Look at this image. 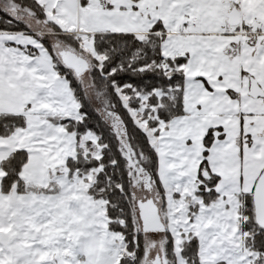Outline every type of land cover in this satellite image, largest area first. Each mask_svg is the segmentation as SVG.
<instances>
[{"label": "rangeland", "instance_id": "1", "mask_svg": "<svg viewBox=\"0 0 264 264\" xmlns=\"http://www.w3.org/2000/svg\"><path fill=\"white\" fill-rule=\"evenodd\" d=\"M37 1L43 6L45 20L57 24L63 32L77 36L69 27L76 23L81 10L77 0ZM94 1H90V4ZM0 8L21 21L24 28L35 31L34 39L37 40V33L46 37L60 63L61 51L74 52L88 61L90 69L89 55H95L92 35L79 36L81 51L62 39L59 33H54L49 24L37 20L28 8L16 5L11 0H0ZM174 16L178 20L176 29L180 30L185 18L178 14ZM180 38L179 35L167 34L162 44V54L171 56L175 50H180ZM12 45L26 53L32 46L22 41ZM89 69L80 74L78 79L91 104L103 108L104 114L100 111V115L110 134L123 148V145L127 146L128 140L125 139L121 123L110 111L105 112L106 108H110L107 95L93 88ZM120 96L127 104V96ZM56 102L58 104V98L54 97L48 113H33L31 107L24 106L20 113L25 115V127L0 138V161L18 149L26 150L28 155L19 174L26 187L25 192H18L14 197L0 192V264H116L124 248L122 237L107 230L103 202L87 194L97 169L83 176L77 173L68 176L66 160L75 157L77 152L75 134L48 119L59 115L80 120L81 115L78 109L72 111L69 104H66L69 110L64 111L65 107H58ZM44 104L45 100H41L40 105L45 107ZM143 107L129 111L154 144V130L140 119ZM243 137L241 135V142ZM96 140L90 132L82 136L79 144L82 152L98 157L100 146ZM191 140L193 149L200 146L196 136H191ZM128 147L132 149V145ZM129 156L130 160L141 158L138 154L130 153ZM261 157L251 163L249 174L243 171L244 179L258 176L264 169L258 164L259 160L264 161V151ZM127 165L136 213L137 201L152 199L158 206L165 226L163 231L143 232L144 264H153L154 261L158 264H189L182 249L192 236H196L199 241L198 258L202 263L264 264V253L245 246L246 233L242 228L244 217L239 213L237 193H219L217 199L206 205L194 194L202 183L201 179L168 184L160 191L141 160L137 164ZM27 186H39L41 190L29 189ZM251 187L252 183L243 186L240 192L250 193Z\"/></svg>", "mask_w": 264, "mask_h": 264}, {"label": "crops", "instance_id": "2", "mask_svg": "<svg viewBox=\"0 0 264 264\" xmlns=\"http://www.w3.org/2000/svg\"><path fill=\"white\" fill-rule=\"evenodd\" d=\"M90 1L77 0L78 20L69 26L77 36L106 31L144 35L157 20L165 28V37L181 36V49L171 56H186L184 113L161 126L154 140L161 183L198 180L203 137L215 128L207 167L219 176L216 191L237 193L251 184V176L244 179L243 171L249 174V166L262 159L264 151V0ZM230 6L245 15L246 24L258 23L257 31L228 27L222 12ZM176 14L191 15L198 28L189 30L185 19L183 28L177 30ZM35 33L0 31V113H20L24 106L33 113H48L54 97L64 111L69 110L66 104L72 111L78 109L67 81L57 74L50 53L34 39ZM21 41L34 46L37 53L28 54L12 45ZM252 81L263 96L250 97ZM41 100L48 108L40 105ZM32 104L38 106L32 108ZM241 135L246 137L243 143ZM191 136L200 144L196 149L190 144ZM258 164L262 168L264 161Z\"/></svg>", "mask_w": 264, "mask_h": 264}, {"label": "trees", "instance_id": "3", "mask_svg": "<svg viewBox=\"0 0 264 264\" xmlns=\"http://www.w3.org/2000/svg\"><path fill=\"white\" fill-rule=\"evenodd\" d=\"M11 2L28 8L37 20L49 24L54 33H59L62 39L81 50L79 36L73 37L71 33L63 32L57 24L45 20L43 6L37 0ZM9 30L29 29L24 28L21 21L0 8V31ZM164 32L163 24L157 20L144 35L106 31L95 33L91 37L95 55L86 54L91 56L89 58L91 67L88 68L90 81L95 90L103 91L107 95L110 108H106L105 112L110 111L121 123L125 139L128 140L127 146L123 145V148L106 127L100 115L103 108L91 104L78 76L58 61L46 37L40 33L36 34L37 41L50 53L57 74L67 81L81 115L80 120L59 115L50 118L54 124L61 125L76 137L77 152L75 157H68L66 160L67 174L69 177L73 173L83 176L97 169L92 183L87 188V194L94 200L103 202L107 230L122 237L124 248L116 264H144L141 238L143 232L140 230L134 207L126 153L141 155L139 160L150 171L156 186L160 191L165 187L158 177L156 148L149 141L148 133L133 120L129 110H139L143 105L140 119L146 121L148 128L153 129L155 135L162 124L167 125L170 120L184 113L183 65L186 63V56L172 57L162 54ZM27 52L32 55L37 53L36 48L32 46H29ZM122 94L127 96V104L120 96ZM25 125L26 118L23 113H0V138L11 135ZM214 130L215 128H209L203 137L202 160L198 170V180L201 179L202 183L194 192L206 205L219 197L215 189L219 176L210 173L207 167V156L214 138ZM88 132L96 137V143L100 146L98 157L90 155L89 152L84 154L79 146L81 137ZM128 145H132V149ZM27 157L26 150L18 149L0 161L1 193L25 192L26 187L23 186L19 174ZM203 170L208 172L207 177L202 176ZM28 188L41 190L39 186ZM236 199L240 204L239 213L244 217L242 228L246 233L245 246L252 251L264 253V229L254 220L251 192L239 191ZM182 252L189 264H205L198 258L199 241L196 236H192L185 243Z\"/></svg>", "mask_w": 264, "mask_h": 264}, {"label": "water", "instance_id": "4", "mask_svg": "<svg viewBox=\"0 0 264 264\" xmlns=\"http://www.w3.org/2000/svg\"><path fill=\"white\" fill-rule=\"evenodd\" d=\"M222 13L225 24L230 28L238 26L241 22L243 24L245 23V15L241 14L235 6L225 8ZM258 27V23L253 22L250 25V31L256 32ZM60 55L61 63L65 67L70 68L76 76L84 73L89 68L88 61L74 52L61 51ZM249 95L252 99L263 96L261 88L255 81H252L250 84ZM138 162L139 159L134 157L129 164L134 165ZM201 174L203 177H207V171L203 170ZM251 180L253 181L251 198L253 203L254 220L259 227L264 229V169L260 171L258 176ZM14 194L15 192H12L10 194L11 197H14ZM136 209L140 230L142 232H157L165 229L164 223L160 217L158 206L152 201V199L137 201ZM153 264H158V262L154 261Z\"/></svg>", "mask_w": 264, "mask_h": 264}, {"label": "built area", "instance_id": "5", "mask_svg": "<svg viewBox=\"0 0 264 264\" xmlns=\"http://www.w3.org/2000/svg\"><path fill=\"white\" fill-rule=\"evenodd\" d=\"M185 18L187 20V27L192 31L196 30L198 25L196 19H194L193 17H191V15L188 14L185 16Z\"/></svg>", "mask_w": 264, "mask_h": 264}, {"label": "flooded vegetation", "instance_id": "6", "mask_svg": "<svg viewBox=\"0 0 264 264\" xmlns=\"http://www.w3.org/2000/svg\"><path fill=\"white\" fill-rule=\"evenodd\" d=\"M244 139L246 138V137H243ZM130 156H129V154L128 153H126V162L127 163H129L130 161H132V160H130Z\"/></svg>", "mask_w": 264, "mask_h": 264}]
</instances>
